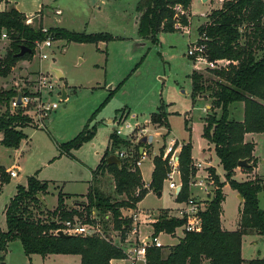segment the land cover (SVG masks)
Instances as JSON below:
<instances>
[{"label": "rangeland", "instance_id": "1", "mask_svg": "<svg viewBox=\"0 0 264 264\" xmlns=\"http://www.w3.org/2000/svg\"><path fill=\"white\" fill-rule=\"evenodd\" d=\"M44 1L45 5L60 7L62 14L57 16L55 10L51 11V18L46 19L44 25L40 23V16L28 17L32 26L42 25L45 30L61 27L87 34L108 33L115 40L108 43L80 44L56 40L53 35H49L46 40H52L53 46L44 50L48 54V59H41L39 49L36 47V53L30 61L33 62L32 65L25 64L26 67H23L24 64L21 63L23 61H19L8 77H0V86L3 88L24 90L35 86L36 78L41 71L51 73L56 69L65 76L62 80L54 76L58 81V89L60 88L62 92L63 86H66L69 95L66 100H60L59 90L56 89L50 101L59 104L58 110L52 112L46 122L41 123L31 117L30 125L24 129L27 139L22 141L18 149L0 144V231H7L5 209L15 196L17 186H26L31 176L50 182L48 191L41 200L43 206H33L32 210L35 213L37 210L41 212L56 209L60 191L76 196L87 194L92 170L97 168L105 155L111 134L118 130L121 131V135L116 133L117 136L130 145L117 147L129 158L137 153L138 140L141 136H155V142L145 147L148 155L143 160L146 181L151 179L149 170L152 158L159 153L163 145L168 147L172 142H176L174 144L176 149L187 143L192 146V170L187 183L188 198L178 202L175 192L169 188L171 182L183 187L180 165L177 168L169 166L171 169L169 173H173V178L167 176L161 195L151 192L141 201L139 208L142 212L150 210L157 214L159 209L170 208L166 210L173 214L180 208V204H184L190 197L197 199L204 209L214 189L212 172L214 171L221 181H226L225 171L215 150L211 151V156L204 153V149L207 148V142L203 137L204 118L212 114L220 117L221 111L211 107L212 100L205 94L201 95L195 104L193 103L190 78L192 72L194 70L202 72L210 80L215 76L206 70L205 65L195 64L187 52L190 45L198 41V28L207 21L206 16L222 6L220 0H193L189 12L190 25L184 26L180 23V30L160 33L155 43L151 38L141 37L139 34L136 18L139 14L137 8L140 0ZM27 3L33 7L37 0H28ZM4 7L5 5L0 4V11ZM10 7L11 5L7 6ZM181 14L184 15L183 12ZM3 32L6 31L3 29L0 34ZM10 44L9 38L2 40L0 37V59L6 57ZM111 92H115L113 97L102 107ZM162 105L170 114L171 131L150 123L151 115ZM208 105L211 108H208ZM244 109L243 103L231 105L230 119L243 120ZM186 118L190 119L188 126L191 131L186 128ZM87 125L89 130L96 128L93 139L78 150L72 151V156L61 155L59 145L74 139ZM256 143V156L259 158L256 163L259 172L237 167L239 174L236 177L235 172L234 179L239 182L246 181L256 175L254 178H260L264 186L263 134L256 136ZM181 150L182 147L179 153L177 152L178 155ZM209 159H212L211 164L214 167L201 170L196 166ZM17 166L18 176L9 178L7 170ZM138 169L142 175L141 167ZM4 178H9L10 182L3 183ZM200 181L204 182L203 186L198 185ZM103 186L106 195L115 196L114 184L110 177L103 181ZM225 193L224 220L228 229L236 230L240 202L242 208L244 200L238 198L228 183L225 185ZM258 198L259 205L264 210V189L258 194ZM67 203L72 207L76 202L70 199ZM141 213L138 208L135 211L124 210V216L132 219L131 227L125 233L115 230L111 222H108L107 229L102 223L103 232H108V235L105 233L106 238H110L123 250L127 249L130 242L136 241L137 235L139 241L144 242L152 228L141 222ZM135 214L138 216L137 222L133 218ZM157 217L156 215L152 219ZM150 223L153 224L151 221ZM133 229H138L137 233H134ZM171 235L177 239L166 234L159 235L164 244L162 248H167L166 244L176 243L184 237L183 232L178 229ZM242 257L244 264L254 259H264V236L257 234L256 231L243 236ZM0 264H80V256L51 255L46 259L40 255L28 257L20 241L15 240L9 244L7 251L0 255ZM116 264L132 262L125 259Z\"/></svg>", "mask_w": 264, "mask_h": 264}, {"label": "trees", "instance_id": "2", "mask_svg": "<svg viewBox=\"0 0 264 264\" xmlns=\"http://www.w3.org/2000/svg\"><path fill=\"white\" fill-rule=\"evenodd\" d=\"M193 0H140L138 4V30L141 37L151 38L155 43L162 32H176L181 23L190 25V8ZM181 7L184 15L177 10ZM28 17L14 6L0 12V31L7 32L11 41L6 57L0 59V77H8L19 61H31L35 55L36 43L44 41L49 35L56 40L69 43L97 44L108 43L115 38L108 33H78L64 28H51L45 31L42 25L34 27L27 23ZM198 42L205 45L210 61H227L229 64L221 69H206L213 74V80L202 72L194 70L192 81V99L195 104L205 94L212 100L211 107L220 109L221 115H207L204 118L203 137L215 147V152L225 171V180L212 172L214 189L205 208L200 213L202 232L185 233L179 243L167 248L149 247L147 264H244L242 257V239L251 231L264 236V210L259 205L258 194L263 190L261 179L239 182L234 179L235 170L240 160L247 159L252 171L257 163L253 153V143L245 142L249 133H264V0H226L219 9L207 16V21L198 28ZM26 46L33 52L17 57L21 47ZM19 92L26 89H6L0 86V144L18 149L27 139L24 129L31 119L23 108L13 109L12 101ZM111 92L102 107L113 97ZM235 103H243L244 120L230 119L229 108ZM169 113L162 105L151 115L153 126H163L170 130ZM188 121L186 120V126ZM189 130V129H187ZM96 128L84 130L69 142L59 145L61 155L72 156L93 139ZM113 151L107 150L101 163L93 171L89 191L85 196H75L60 191L57 207L53 211L33 212V206L41 205L39 196L48 191V182L31 176L27 184L18 185L16 194L6 206L5 215L7 231H0V255L7 251L9 244L19 240L26 256L40 255H77L81 264H111V261L126 259L124 250L115 245L110 238L59 236L68 221H81L84 224L99 222L108 228V222L115 230L123 233L131 227V218H126L124 210L135 211L137 205L146 197L149 190L161 195L164 182L170 172L165 150L162 146L153 158L154 171L152 181L147 188L143 182L136 162L141 159L140 147L151 144H138L137 153L132 158L121 159V166L110 165L107 159L114 155L117 146L130 145L120 139L116 133L111 135ZM192 146L182 147L179 165L182 173L183 187L177 195V201L188 198L187 183L192 170ZM110 175L114 184L115 196H109L101 189V182ZM10 178V176H9ZM4 178L3 183L10 180ZM226 183L243 198L240 210L239 228L227 231L222 227L221 216L225 201ZM73 199L78 206H68L67 200ZM108 217V218H107ZM185 224V219L169 218L162 212L154 224L153 236L162 232L173 234ZM108 235V232H105ZM248 264H264V259H254Z\"/></svg>", "mask_w": 264, "mask_h": 264}, {"label": "built area", "instance_id": "3", "mask_svg": "<svg viewBox=\"0 0 264 264\" xmlns=\"http://www.w3.org/2000/svg\"><path fill=\"white\" fill-rule=\"evenodd\" d=\"M225 1L226 0H220V3L223 4ZM177 10L182 12L181 7H177ZM30 22V20L27 21L28 24H30ZM177 28L181 29L179 25L177 26ZM0 37L2 40L9 38L7 32L1 33ZM40 42L36 43V47L39 49V51H37L40 53L41 59H48V54L45 53L44 50L51 48L53 46V42L52 40H46L43 43ZM187 55L195 64L205 65L206 69H221L226 67V65H224L223 63L229 64V62L223 60L210 61L206 54L205 45L199 43L198 41L190 45ZM54 76L55 75L52 72L50 73L41 71L36 78L35 86L26 88L27 92H22V105H19L17 98H15L11 103V107L13 109L21 107L30 119L32 117L33 119L41 123L46 122L51 113L55 112L59 108V104L57 102L50 101V99L53 98V94L56 89L59 90L58 96L60 97V100L62 99V92L60 88L58 89V81ZM116 133L118 135H121L120 130H118ZM145 154L146 153L143 152V154H141L142 158L136 162L137 167H141L143 160L147 158L148 155ZM117 155L120 159L128 158V155L125 152L120 151ZM165 158H167L168 164L169 166H171V168H177L179 166V155L174 149V146L167 147V149L165 150ZM18 172V167H14L13 169L8 170V174L11 178L17 177ZM168 176L172 179L173 173H169ZM198 185L203 186L204 182L200 181ZM169 188L175 191L179 188V186L176 183L171 182L169 184ZM202 211L203 206L194 197H190L185 202L183 208L180 210L179 216V218L185 219V224L182 226L184 233L202 232V218L200 216V213ZM133 218L135 222L138 221V216L136 214L133 215ZM64 227L65 228L61 229L60 231H63L67 235L81 237L97 236L100 238H106V235L103 232L100 223L97 221L87 224H84L81 221L77 220L68 221L65 223ZM137 231L138 229H133L134 233H137ZM163 246L164 244L160 240L159 235H152L149 240L130 246L128 249L124 250V253L126 259H129L132 263L143 261L147 264V249L149 247L162 248Z\"/></svg>", "mask_w": 264, "mask_h": 264}, {"label": "crops", "instance_id": "4", "mask_svg": "<svg viewBox=\"0 0 264 264\" xmlns=\"http://www.w3.org/2000/svg\"><path fill=\"white\" fill-rule=\"evenodd\" d=\"M27 1L28 0H0V4H2V5H5V7H4V9L2 10V11H4L5 9H7V6L8 5H11V6H14L18 11H20L21 13H24L27 17H34V16H40L41 17V24L42 25H44V23H45V20L46 19H49V18H51V11H53V10H55V14L57 15V16H60L61 14H62V10H61V8L60 7H54L53 5L52 6H48V5H45V1L43 2V0H37V4H35L33 7L31 6V5H29L28 3H27ZM192 4H193V2H192ZM192 7V6H191ZM191 9V8H190ZM2 11H0V12H2ZM60 12V13H58L57 14V12ZM190 12V11H189ZM188 12V13H189ZM209 15V14H208ZM207 15V16H208ZM206 16V17H207ZM138 17H139V14H138ZM138 17L136 18V21L138 22ZM136 22V23H137ZM52 28H61V27H52ZM7 54V53H6ZM21 63H23L24 64V66L23 67H26L25 66V64H27V65H32L31 63H33V62H31L30 63V61H23V62H21ZM41 69V68H40ZM63 74V73H62ZM64 79H65V76H64ZM2 87V86H1ZM65 88H66V86H65ZM66 93H67V91H66ZM69 97V95H68V93H67V98ZM244 105V104H243ZM208 108H211L209 105L207 106ZM189 117V116H188ZM186 120L189 122L190 121V119H187L186 118ZM243 120H244V118H243ZM243 120H238V121H243ZM109 122H114V121H109ZM129 126H131V125H129ZM186 128L187 129H189L188 131H191V128L188 126V124H187V126H186ZM171 131V130H170ZM258 134H263L264 135V133H249V134H246L245 135V142H247V143H253L254 144V146H255V150H254V153H253V155H254V157L257 159V160H259V158L256 156V146H257V143H256V136L258 135ZM112 135V134H111ZM144 136H146V135H144ZM142 137V136H141ZM140 137V138H141ZM139 138V139H140ZM206 140V139H205ZM155 142V136L153 137V142H152V144ZM206 142H207V148H205L204 149V153H206V154H208L209 156H211V151L214 149L215 150V147H214V145L213 144H211V143H209L207 140H206ZM176 142H172L168 147H170V146H174V144H175ZM188 144V143H187ZM184 145H182V146H180L179 148L177 147V149L175 148V146H174V149L176 150V152H178L179 153V151H180V149H181V147H183ZM140 150H141V147L139 148ZM107 150H112L113 151V143H112V140H111V136H110V140H109V145H108V147H107ZM139 150V151H140ZM153 150V149H152ZM120 152V150L118 149V148H116V149H114V155H117L118 153ZM144 152L145 153H147V150H146V148L144 147ZM216 153V152H215ZM71 154H72V152H71ZM151 154V153H150ZM118 156V155H117ZM156 156V155H155ZM154 156V157H155ZM74 157V156H73ZM104 157V156H103ZM103 157H102V159H103ZM153 157V158H154ZM153 158H152V166H151V168H150V170H149V172L151 173V179L149 180V181H146L145 180V178H144V170H145V162H142V166H141V170H142V178H143V182H144V184H145V186L148 188L149 187V185H150V183H151V181H152V174H153V171H154V163H153ZM101 159V160H102ZM211 160L212 159H209V161H205V162H203V163H198V164H196V162L194 161V163L196 164V166L198 167V168H201V170H203L204 168H207V167H211V166H213L212 164H211ZM101 163V162H100ZM262 163L264 164V160L262 161ZM200 165V166H199ZM18 167V166H17ZM98 167V166H97ZM214 167V166H213ZM19 168V167H18ZM239 168V167H238ZM13 169V168H12ZM11 170V169H10ZM95 170V169H94ZM94 170H92V177H91V180H92V178H93V171ZM8 171V170H7ZM218 171V170H217ZM239 169H237V170H235V172H236V177H237V175L239 174ZM254 171L255 172H259V169H258V167H257V165H256V167L254 168ZM219 174V173H218ZM220 176V175H219ZM251 175H249V177H250ZM256 175H253V178H249V179H247V180H251V179H254V177H255ZM108 177H110L111 178V182H113V180H112V177L110 176V175H106L105 177H104V179H103V181H105V179H108ZM221 177V176H220ZM11 178V177H10ZM246 180V181H247ZM41 181V180H40ZM43 182H48V181H43ZM91 182V181H90ZM240 182H244V181H240ZM50 183V182H49ZM100 186H101V189H103L104 188V186H103V182H101V184H100ZM90 187V186H89ZM88 190H89V188H88ZM174 191V190H173ZM234 192H236V194L238 195V198H239V194L237 193V191H235V190H233ZM151 192H153V191H150L149 193H151ZM175 192V196H176V198H177V190H175L174 191ZM148 193V194H149ZM147 194V195H148ZM70 195H72V194H70ZM86 194H82L81 196H85ZM146 195V196H147ZM224 195H225V201H226V193H225V187H224ZM76 196V195H75ZM78 196H80V195H78ZM80 196V197H81ZM43 198V197H42ZM146 198V197H145ZM144 198V199H145ZM143 199V200H144ZM225 201L223 202V213H222V216H221V220H222V227H223V229L224 230H227V231H236V230H238V228H239V222H240V210H241V202H240V208H239V222H238V228L236 229V230H230V229H228L227 228V226H226V223H225V220H224V204H225ZM141 203V202H140ZM140 203L137 205V208L139 209V213H141L142 212V209H140L139 208V206H140ZM77 204H79V203H75L74 204V206H78ZM185 204V203H184ZM184 204H180V208L175 212V213H171V214H169V212H168V210H166V209H170V208H163V209H159L158 210V212H157V214H155L154 212L155 211H150V210H144V212H142L141 214H140V218H141V222H143V224L144 225H146V226H151V228H152V231L149 233V234H147V236L145 237V240H143V241H146V240H149L150 239V237L154 234V225L153 224H155V222L159 219V217H160V214L162 213V212H167V214H168V216H169V218H173V217H175V218H179V216H180V210L183 208V206H184ZM57 206V205H56ZM71 206V205H70ZM137 210V209H136ZM147 212V213H146ZM123 214H124V212H123ZM151 214V215H150ZM158 216L156 219H152V217H155V216ZM108 218V217H107ZM150 221L151 222H153V224L152 223H150ZM178 230H181L182 232H183V235H185V233H184V231H183V229H182V227H180V228H177ZM163 234H166V235H168V236H171V237H173L171 234H167V233H165V232H162V233H160L159 235H163ZM249 234V233H248ZM258 234V233H257ZM109 237V236H108ZM173 238H176V237H173ZM183 238V237H182ZM182 238H180V239H182ZM136 241L135 242H130L129 243V246L127 247V249L130 247V246H132V245H134V244H138V243H142V242H140L139 241V235H137L136 236ZM177 239V238H176ZM180 239L175 243H171V244H166V247H170V246H174V245H176V244H178L179 243V241H180ZM114 243V242H113ZM115 245H117L116 243H114ZM124 250H126V249H124ZM77 256V255H76ZM49 257V256H48ZM48 257H46V258H48ZM45 258V259H46ZM122 260H125V259H118V260H113V261H111V264H116L117 262H119V261H122ZM137 262H139V263H142V264H146L145 262H143V261H137ZM80 264H81V257H80ZM132 264H135V263H132ZM203 264H209V261H205Z\"/></svg>", "mask_w": 264, "mask_h": 264}, {"label": "water", "instance_id": "5", "mask_svg": "<svg viewBox=\"0 0 264 264\" xmlns=\"http://www.w3.org/2000/svg\"><path fill=\"white\" fill-rule=\"evenodd\" d=\"M204 1H206V0H204ZM32 52H33V51H32L30 48H28V47H26V46H22L20 52H19L16 56H17V57H23L26 53H30V54H31ZM52 73L57 77V79H59V80L64 79V75L62 74L61 71L54 69V70L52 71ZM66 99H67V93H66L65 86H63V88H62V100H66ZM17 101H18V104H19V105H22V93H21V92H19V95H18V97H17ZM153 137H154L153 135L142 136V137L138 140V144H142V145L152 144V142H153ZM143 152H144V147L142 146V147H141V150H140V154H143ZM107 162H108V164H110V165H115V164H117V165L121 166V164H122L121 159H120L117 155H112V156H110V157L107 159ZM250 166H251V164H249V162H248L247 159L240 160V161L238 162V167H239V168H248V167H250ZM263 189H264V186H263ZM180 191H181V187H179V188L177 189V195L179 194ZM39 198H40L41 200L43 199L41 196H39ZM239 198L243 201V198H242L240 195H239ZM77 205H79V204H77ZM58 235H59V236H63V237H67V236H69V235L65 234L63 231H60V232L58 233Z\"/></svg>", "mask_w": 264, "mask_h": 264}]
</instances>
